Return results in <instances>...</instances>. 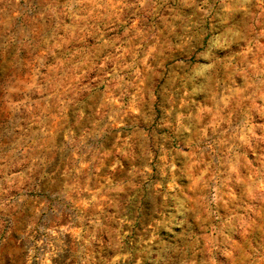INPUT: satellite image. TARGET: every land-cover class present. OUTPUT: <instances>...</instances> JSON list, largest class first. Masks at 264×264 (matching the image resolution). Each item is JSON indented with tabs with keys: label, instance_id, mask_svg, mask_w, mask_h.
Segmentation results:
<instances>
[{
	"label": "clouds",
	"instance_id": "clouds-1",
	"mask_svg": "<svg viewBox=\"0 0 264 264\" xmlns=\"http://www.w3.org/2000/svg\"><path fill=\"white\" fill-rule=\"evenodd\" d=\"M0 264H264V0H0Z\"/></svg>",
	"mask_w": 264,
	"mask_h": 264
}]
</instances>
